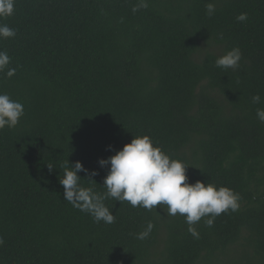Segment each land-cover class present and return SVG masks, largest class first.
I'll list each match as a JSON object with an SVG mask.
<instances>
[{
    "label": "trees",
    "instance_id": "16d2710c",
    "mask_svg": "<svg viewBox=\"0 0 264 264\" xmlns=\"http://www.w3.org/2000/svg\"><path fill=\"white\" fill-rule=\"evenodd\" d=\"M139 2L15 0L0 19L16 30L0 39L16 68L0 93L24 107L0 131V264H264V0H147L133 13ZM234 47L239 67H216ZM144 135L189 166L190 183L239 193V209L211 227L203 217L197 239L164 205L108 199L105 224L64 200L68 162L97 171V185L81 183L103 193L98 161Z\"/></svg>",
    "mask_w": 264,
    "mask_h": 264
},
{
    "label": "clouds",
    "instance_id": "9594fccd",
    "mask_svg": "<svg viewBox=\"0 0 264 264\" xmlns=\"http://www.w3.org/2000/svg\"><path fill=\"white\" fill-rule=\"evenodd\" d=\"M147 0L133 6V13L141 8L147 9ZM15 11V0H0V19L11 17ZM215 4H206V14H215ZM248 19L247 13H241L236 17L237 22ZM16 36V30L7 24L0 23V39H11ZM221 38H223L221 34ZM242 52L239 47H234L223 56L218 57L215 66L222 69H235L239 67ZM11 57L6 51H0V73L4 72L8 78L16 73V68H9ZM253 104L261 103L260 94L252 96ZM24 115V107L19 101L12 100L8 94L0 93V131L6 127L11 129L17 126ZM257 119L264 123V108H257ZM109 150L111 146H109ZM101 168H108V173L103 180V193L97 192L94 187H85L81 181L97 185L93 179L99 173L89 171L79 161L74 165L69 162L64 168L63 176L59 184L64 189V200L83 213L89 214L95 223L101 221L105 224L115 223L116 215L112 214L105 204L108 199H114L120 203L128 202L132 207H141L148 211L155 209L157 205L166 206L167 216L177 214L185 218L188 232L199 238V233L194 227L203 217L209 216L205 224L211 227L216 217L221 214L236 212L241 199L239 193L228 187L217 186L213 183L197 180L194 184L189 182L187 169L189 166L181 160L171 159L161 147L155 146L151 137L137 136L131 143L125 144L122 150L115 155L98 161ZM51 171L52 165H47ZM83 172L86 179L78 176ZM157 213V212H156ZM153 228L151 223L147 229L137 235V239H145ZM4 245L3 237H0V247Z\"/></svg>",
    "mask_w": 264,
    "mask_h": 264
}]
</instances>
